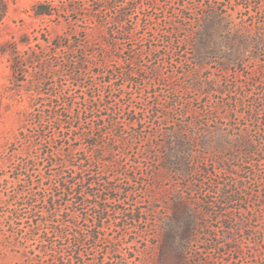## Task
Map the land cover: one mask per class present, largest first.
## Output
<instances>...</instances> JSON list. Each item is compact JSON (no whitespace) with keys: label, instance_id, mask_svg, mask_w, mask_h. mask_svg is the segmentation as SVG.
<instances>
[{"label":"rangeland","instance_id":"obj_1","mask_svg":"<svg viewBox=\"0 0 264 264\" xmlns=\"http://www.w3.org/2000/svg\"><path fill=\"white\" fill-rule=\"evenodd\" d=\"M61 258L264 264V0H0V264Z\"/></svg>","mask_w":264,"mask_h":264},{"label":"trees","instance_id":"obj_2","mask_svg":"<svg viewBox=\"0 0 264 264\" xmlns=\"http://www.w3.org/2000/svg\"><path fill=\"white\" fill-rule=\"evenodd\" d=\"M34 12L36 14H50L49 9H47L46 5H44L42 3H36L35 4V6H34ZM78 182H80V181H78ZM89 184L92 185V183H89ZM48 204L50 205L51 203H48ZM53 211H54L53 209H50L48 211V213L53 215ZM51 222H52V220L50 219L47 224H51ZM61 225H63V224L62 223H59V226H61ZM73 236H74V238H76V240L78 242H80L78 235L77 236L76 235H73ZM58 260L61 262V264H63V259L62 258L61 259H58Z\"/></svg>","mask_w":264,"mask_h":264}]
</instances>
